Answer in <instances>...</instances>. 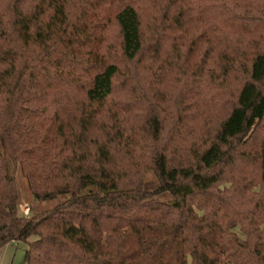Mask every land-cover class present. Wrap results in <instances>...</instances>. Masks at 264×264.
<instances>
[{
    "label": "trees",
    "instance_id": "1",
    "mask_svg": "<svg viewBox=\"0 0 264 264\" xmlns=\"http://www.w3.org/2000/svg\"><path fill=\"white\" fill-rule=\"evenodd\" d=\"M17 167L69 199L24 217ZM16 242L25 264H264V0H0Z\"/></svg>",
    "mask_w": 264,
    "mask_h": 264
},
{
    "label": "rangeland",
    "instance_id": "2",
    "mask_svg": "<svg viewBox=\"0 0 264 264\" xmlns=\"http://www.w3.org/2000/svg\"><path fill=\"white\" fill-rule=\"evenodd\" d=\"M14 179L17 187V199H18V211L22 214V211L28 209V216L40 213L41 211L49 210L56 207L58 204L69 199L68 195H58L56 199L36 201L33 199L28 187V183L20 173V168L14 170ZM144 180L149 184V187L155 186V180L153 173L146 172ZM157 199L162 202H171L172 197L170 195H158ZM34 237H30L29 240H33ZM27 246L23 242L10 243L3 246L0 249V264H25L23 262L24 254Z\"/></svg>",
    "mask_w": 264,
    "mask_h": 264
},
{
    "label": "built area",
    "instance_id": "3",
    "mask_svg": "<svg viewBox=\"0 0 264 264\" xmlns=\"http://www.w3.org/2000/svg\"><path fill=\"white\" fill-rule=\"evenodd\" d=\"M22 215H24V217H25V216H28V209L23 210V211H22Z\"/></svg>",
    "mask_w": 264,
    "mask_h": 264
}]
</instances>
